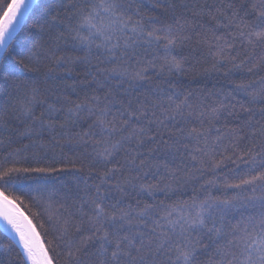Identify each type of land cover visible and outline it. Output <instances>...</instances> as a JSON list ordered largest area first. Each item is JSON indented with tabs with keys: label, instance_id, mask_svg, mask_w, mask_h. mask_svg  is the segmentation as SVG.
I'll return each instance as SVG.
<instances>
[{
	"label": "snow or ice",
	"instance_id": "6c2138e0",
	"mask_svg": "<svg viewBox=\"0 0 264 264\" xmlns=\"http://www.w3.org/2000/svg\"><path fill=\"white\" fill-rule=\"evenodd\" d=\"M0 217V264H264V0H0Z\"/></svg>",
	"mask_w": 264,
	"mask_h": 264
},
{
	"label": "trees",
	"instance_id": "16d2710c",
	"mask_svg": "<svg viewBox=\"0 0 264 264\" xmlns=\"http://www.w3.org/2000/svg\"><path fill=\"white\" fill-rule=\"evenodd\" d=\"M183 2L188 3L189 5H208L210 8L215 10V7H219L222 4H227L230 2V0H183ZM236 2H244V0H236ZM208 18L205 17L201 22L204 23ZM206 26H208L206 24ZM184 55L190 54V63L193 67L188 68L187 74L180 76V82L183 84V86L188 89L189 91H196V92H202V91H212L216 88H219L222 84H224L226 81L223 77V70L221 72H214V71H208L204 72V68H211V61L210 59H206L202 54L201 50L197 48L194 44L191 46H185V48L182 50ZM149 75H152V73H149ZM71 81H69L70 83ZM228 120L231 121L232 118L228 117ZM234 123V121H233ZM217 127H220V125H217ZM23 143H28L27 140H24ZM18 146V145H17ZM55 148V152L59 153L61 151V148L59 146L53 145ZM64 151L68 153L69 156H72L73 153L69 151L68 147H64ZM51 153H49L50 157ZM49 157H45V162L43 163H24L22 167H47L49 166L47 163V160ZM54 167H58L59 165H52ZM40 174H22V176H28L32 177L30 179H26L24 181L25 185H31L35 187V184L37 183V180L35 179ZM60 181H64L65 183H75L73 180V173L71 172H64L59 174H53L52 177L49 178V184L50 186H59ZM89 183L91 181L89 180ZM198 187V185H194ZM191 187L188 189V193H186L185 198H187V195L191 193ZM19 194V193H17ZM47 207L46 201H41L38 206L30 204L28 199H25V202L21 204L22 210L26 213V215L29 216L30 219H32L33 223L36 225V230L40 233V237L43 240L45 246L48 245V241L51 240V235L46 234L45 230L40 227L41 223H45V227H47L46 220L47 216L44 214L43 210ZM41 212L40 217L33 216V213ZM12 242L13 248L15 249V252L22 251L21 245L19 241L16 240L15 237H13L9 231H7L4 227L0 225V242ZM8 260V253L3 249L0 248V261H7Z\"/></svg>",
	"mask_w": 264,
	"mask_h": 264
},
{
	"label": "water",
	"instance_id": "95a60500",
	"mask_svg": "<svg viewBox=\"0 0 264 264\" xmlns=\"http://www.w3.org/2000/svg\"><path fill=\"white\" fill-rule=\"evenodd\" d=\"M25 214H26V213H25ZM0 225H1L2 227H4L7 231H9L10 234H11L13 237H15L17 241H19V237H18V236L16 235V233L12 230L11 226L8 225L7 222H6L2 217H0ZM37 232H38V230H37ZM21 248H22V246H21Z\"/></svg>",
	"mask_w": 264,
	"mask_h": 264
},
{
	"label": "bare ground",
	"instance_id": "6f19581e",
	"mask_svg": "<svg viewBox=\"0 0 264 264\" xmlns=\"http://www.w3.org/2000/svg\"><path fill=\"white\" fill-rule=\"evenodd\" d=\"M43 241V240H42Z\"/></svg>",
	"mask_w": 264,
	"mask_h": 264
}]
</instances>
